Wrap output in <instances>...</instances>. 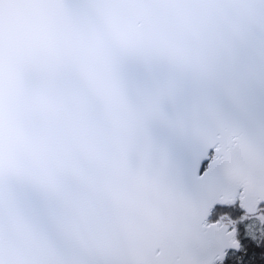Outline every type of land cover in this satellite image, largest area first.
<instances>
[{
	"label": "snow or ice",
	"instance_id": "snow-or-ice-1",
	"mask_svg": "<svg viewBox=\"0 0 264 264\" xmlns=\"http://www.w3.org/2000/svg\"><path fill=\"white\" fill-rule=\"evenodd\" d=\"M0 264H264V0H0Z\"/></svg>",
	"mask_w": 264,
	"mask_h": 264
}]
</instances>
